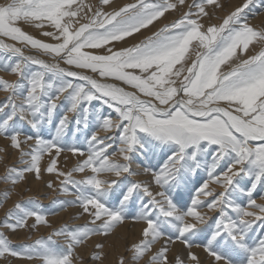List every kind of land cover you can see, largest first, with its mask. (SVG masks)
I'll use <instances>...</instances> for the list:
<instances>
[{
    "label": "snow or ice",
    "instance_id": "snow-or-ice-1",
    "mask_svg": "<svg viewBox=\"0 0 264 264\" xmlns=\"http://www.w3.org/2000/svg\"><path fill=\"white\" fill-rule=\"evenodd\" d=\"M254 6L0 3V73L14 77L0 75V163L16 155L0 208L18 197L0 219V264H105L106 242L129 224L138 230L112 264H264V24L252 23L264 12ZM30 179L40 195L25 196ZM70 209L82 224L52 222ZM21 232L30 242L14 247Z\"/></svg>",
    "mask_w": 264,
    "mask_h": 264
},
{
    "label": "bare ground",
    "instance_id": "bare-ground-1",
    "mask_svg": "<svg viewBox=\"0 0 264 264\" xmlns=\"http://www.w3.org/2000/svg\"><path fill=\"white\" fill-rule=\"evenodd\" d=\"M5 2H6V0H0V3H5ZM87 2L96 3V0H87ZM125 2H128V0H114V4H117V5L123 4ZM239 2H240V0H231L232 4H236ZM260 4L264 5V0H262L261 2L256 4V7H262V6H260ZM219 14L223 15V13H219ZM171 18L172 17L170 16L169 19H171ZM261 20H264V15H257L255 17V19L252 20V23L256 26H261L262 25ZM25 31H29L33 35L37 36L38 38L46 40V38H44V37H39L38 33L35 32L34 30L30 29V28L25 27ZM129 39L132 40V38H129ZM0 75L4 76L5 79H14V77L8 76L4 73H0ZM5 95L6 94L0 92V101H2L4 99ZM43 134H44L45 138H50L51 134L48 132L47 128H45ZM67 139L69 140V143H71V137H68ZM6 144H7V141L3 140V138H0V147L6 146ZM64 160H65V156L62 155L60 157V165L62 167L64 166ZM15 163H16V155L14 153L10 152L7 159L4 161V163H0V175L4 174L5 164L12 165ZM42 163L47 164L48 158L45 157ZM74 163H75V160L73 158H69L68 166L70 167ZM27 186L31 187L33 189V191L25 193L26 197L27 196H33V195H40L44 191V189L41 186L32 182L31 179L29 180V184ZM6 187H7L6 185L0 184V192H2V190ZM16 199H18V197L13 196L12 199L10 201H8L7 204H5L4 208L0 209V219H3L4 212L6 211L7 208L12 206L13 201H15ZM40 202L44 205L45 208H48L50 206V201H48V200H41ZM257 202L259 203L260 201L258 200ZM71 215H72V210L70 209L68 212L62 213L60 217H52L51 219H52V222L54 224L68 222L70 226H75L76 224H82L84 222L83 220H80V221L70 220ZM137 230L138 229L133 228L131 224L126 225L124 228H121L117 233V237H119L120 239L113 237L106 242L109 245H115V248H111V247L106 248V252H108V259L105 261V264H112V261L114 260L115 255L118 254V252H122V250H123V243H124L123 238L127 237L128 241H131L135 237ZM46 234H47V231L44 229H41L40 232L36 233L33 236V239H35L39 235H46ZM9 239L12 241V244L14 247H18L21 243H24V242H30V241L26 240V234L23 232L18 233L17 235H14V236L10 235ZM88 251H91V248H89ZM85 261H86V264H90V261L88 260L87 255L85 256ZM14 264H22V262L14 261Z\"/></svg>",
    "mask_w": 264,
    "mask_h": 264
},
{
    "label": "rangeland",
    "instance_id": "rangeland-1",
    "mask_svg": "<svg viewBox=\"0 0 264 264\" xmlns=\"http://www.w3.org/2000/svg\"><path fill=\"white\" fill-rule=\"evenodd\" d=\"M262 0H255V6H254V11L257 13H261L264 12V5L260 4V6L262 7H256V4H258L259 2H261ZM261 24H264V20H261ZM18 166V165H17ZM4 190V189H3ZM2 190V191H3ZM1 209V208H0Z\"/></svg>",
    "mask_w": 264,
    "mask_h": 264
}]
</instances>
